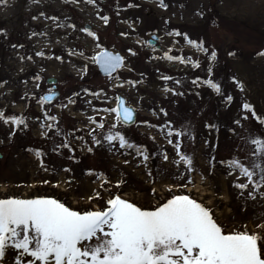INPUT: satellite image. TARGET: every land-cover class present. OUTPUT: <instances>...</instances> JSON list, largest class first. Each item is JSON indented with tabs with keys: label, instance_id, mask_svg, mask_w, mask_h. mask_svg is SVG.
Wrapping results in <instances>:
<instances>
[{
	"label": "rangeland",
	"instance_id": "374dc122",
	"mask_svg": "<svg viewBox=\"0 0 264 264\" xmlns=\"http://www.w3.org/2000/svg\"><path fill=\"white\" fill-rule=\"evenodd\" d=\"M129 3L138 7L128 8ZM165 3L166 10L159 6L158 0H96L94 5L86 0H39L38 3L0 0V30L7 31V37L0 35V82L7 81L0 87V111L6 115H24L29 123L27 130L18 131L10 138L15 126L0 121V198L46 196L57 198L75 210H92L103 208L109 192L145 208L173 194H183L210 209L226 232L242 230L243 225L259 231L258 225L264 224V199L259 193L255 200L250 199L247 191L240 195L233 184L246 182V178H238V171L229 176L228 162L239 159L248 165L253 150L249 136L264 137V126L250 113L247 120L241 119L240 125L234 123L245 114L242 104L251 103L252 95L258 97L264 111V56L257 55L264 52V0H165ZM99 15H108L110 22L105 26ZM33 16L39 18L34 20ZM51 16L58 17L64 27H57L56 22L46 18ZM69 24H75L76 29L68 27ZM84 27L99 36L103 48L125 56L126 65L114 74L115 80L102 76L89 59L99 49L93 38L80 31ZM173 30L202 43L208 49L207 55L189 45L184 36L166 34ZM150 33L159 39L153 42ZM12 44L24 47L12 48ZM129 48L138 55L130 56ZM70 50L83 52L84 56H70ZM38 51H43L44 57L37 56ZM213 51L217 53L215 62L210 60ZM232 52L235 55L230 56ZM165 53L198 61L201 66L195 68L192 63L159 59ZM21 56H31L32 60L22 61ZM56 56L63 57V61L55 59ZM85 65L87 73L83 74L81 69ZM210 65L211 78L221 84L223 95L207 85L192 84L197 77L209 78ZM238 68L245 70L249 87L237 74ZM37 74L42 78L39 82L34 79ZM165 75L173 79L165 81L162 79ZM233 78L244 85L243 92ZM49 79H55L56 83H49ZM128 80L140 83L133 87ZM176 80L180 83H175ZM117 83L123 87H116ZM165 87L184 95L166 93ZM85 88L104 89L107 97L93 98L83 91ZM50 90L58 91L59 97L42 108L37 101ZM76 92L80 95L73 97L75 104L60 107ZM227 95L234 97L230 104L225 103ZM117 96L124 97L129 106L137 109L136 123L121 127L131 142L148 150L151 158L147 167L140 164L142 158H134L132 150L120 149L118 145L109 148L106 143L103 147L92 145L88 133L95 125L88 118L114 121V114L93 109L114 107ZM45 109L58 117L61 134L55 128L42 127ZM145 121L156 127H148ZM169 121L175 129L190 127L194 133V140L182 138L181 149L194 157L195 171L191 173L185 171L183 164L178 168L172 162L179 157L168 144L167 129L160 131ZM209 123L217 128H206ZM45 132L47 136L43 135ZM69 132L74 133L69 137L74 150L72 160L68 159V149H59V155L53 151L62 143L63 134ZM172 139L175 142L176 138ZM88 146L94 147L93 153L86 151ZM30 148L44 151L47 171L39 166L34 152L27 150ZM165 152L168 161L162 159ZM63 168L71 171L65 172ZM89 170L92 175L88 174ZM149 171L152 176L148 175ZM99 173L104 174L108 183L98 178ZM168 188H172L171 193ZM97 192L103 198L91 200ZM12 260L10 251L5 264H12Z\"/></svg>",
	"mask_w": 264,
	"mask_h": 264
},
{
	"label": "snow or ice",
	"instance_id": "6c2138e0",
	"mask_svg": "<svg viewBox=\"0 0 264 264\" xmlns=\"http://www.w3.org/2000/svg\"><path fill=\"white\" fill-rule=\"evenodd\" d=\"M35 2L38 3L39 0H35ZM86 2L94 5L96 0H86ZM158 2L161 8L167 9L168 5L165 0H158ZM127 7L133 8L138 7V5L129 3ZM41 15L44 14L41 13ZM38 18L33 16L34 20ZM46 18L56 22L57 27H64L58 22V17ZM98 18L105 26L110 22L108 15H99ZM167 23L168 21H165V24ZM67 26L76 29L75 24ZM80 31L93 38L96 47L99 49L89 59L98 64L107 77L115 80L116 77L113 74L126 65L125 56L103 48L99 44V36L90 28L84 27ZM166 34L175 37L184 36L189 45L203 51L206 55L208 53V49L202 43L189 38L186 33L173 30ZM0 35L7 37V31L0 30ZM122 35L125 34L122 33ZM149 35H152V39H159L158 36L151 33ZM148 43L151 44V41ZM11 47L23 48L24 45L12 44ZM153 51H155L154 45ZM68 54L70 56H84L83 52L75 53L71 50ZM128 54L130 56L138 55L131 48L128 49ZM36 55L44 57L45 54L43 51H38ZM229 55L233 56L235 53L232 52ZM257 55L264 56V52ZM20 59L22 61L24 59L32 60V57L21 56ZM55 59L63 61L61 56H56ZM153 59L157 58L153 57ZM159 59L178 61L181 64L192 63L195 68L201 66L198 61H190L184 56H173L168 53ZM210 60L212 62L217 60L215 51L211 53ZM81 72L87 73L86 65L81 69ZM207 72L209 74L208 79L201 80L197 77L192 81V84L194 86L207 85L216 94L223 95L221 84L211 78L213 75L211 65ZM34 79L39 82L42 78L37 74ZM162 79L169 81L173 77L165 75L162 76ZM126 82L133 87L140 83L138 80ZM233 82L241 92L244 91V85L240 81L233 78ZM6 83L7 81L0 82V87ZM175 83L179 84L180 81L176 80ZM115 86L123 87V84L117 83ZM36 87L39 88V83L36 84ZM83 91L96 99L107 97V92L104 89L96 91L85 88ZM164 91L166 93L171 92L173 95H184L183 92L167 87L164 88ZM79 95L80 93L76 92L73 96H69L67 104H62L60 107L67 108L69 105L75 104L76 100L73 97H79ZM57 96L58 93L50 90V94L40 97L37 103L43 108ZM114 99L116 100L114 107L93 109L95 112L114 114V121L109 122L107 118H104L98 122L94 117L88 118L91 124L95 125L88 133L92 145L103 147L106 143L109 148L118 145L120 149L132 150L135 153L134 158H142L140 164L147 167L151 158L148 150L131 142L121 127L136 123L134 117L137 109L127 106L126 101L119 96ZM233 99V96L227 95L225 103L230 104ZM88 103L91 105L92 101L89 100ZM242 110L245 114L236 119L235 124L240 125L241 119L247 120V113H250L257 123L264 126V113L258 114L252 104L243 103ZM160 111L164 110L161 109ZM42 115L45 121L42 127L49 130L55 128L56 133L61 134V130L57 127L59 125L58 117L50 115L46 109ZM164 115L167 116L168 113L164 111ZM0 121L5 125L15 126L9 133L10 138H14L18 131L22 132L29 128L28 119L24 115H6L4 111H0ZM48 121L52 123H48ZM144 123L148 127H156L146 121ZM106 126L107 130L105 131ZM205 127L210 130L217 128L215 124L211 123L206 124ZM165 129H167L168 144L172 145L179 157L178 160L172 162L178 168L183 164L187 173L195 171L194 157L181 151L183 137L195 139L191 128L175 129L169 121L160 128V131L164 132ZM43 135L47 136V132ZM73 135L72 132L63 134L62 143L57 144L53 151L59 155V149H68L70 153L68 159H74V150L69 142V137ZM173 137L176 138L175 142ZM76 138L83 140V137ZM152 139L155 140V137ZM249 143L253 146L250 163L245 165L239 159H232L228 162L230 169L228 174L233 176L238 171V178H246V182L233 184L241 196L247 191L250 199L255 200L257 193L264 199V137L251 134ZM27 150L34 152L39 159V166L47 171L43 160L44 151L32 148ZM86 151L93 153L94 147L88 146ZM127 154H131V152ZM162 159L164 161L169 160L166 152L162 153ZM125 163H129V161H125ZM62 170L71 171L70 168H63ZM88 174L92 175L93 172L89 170ZM97 175L98 178H103L105 183H108L103 173ZM148 175L152 176V172L149 171ZM188 183H192L191 179L188 180ZM116 186L119 187V182ZM186 186L184 185V187ZM152 191L155 194V189ZM168 192L171 193L172 188H168ZM108 195L109 198L104 202L103 208L92 210H75L57 198L46 196L0 198V264H5L10 251L13 253L12 264H264V224L258 225L259 231H251L247 225H243L242 230L226 232L213 218L210 209L188 195L173 194L171 198L147 208L123 199L118 194L109 192ZM102 198L100 192L90 197L91 200Z\"/></svg>",
	"mask_w": 264,
	"mask_h": 264
},
{
	"label": "bare ground",
	"instance_id": "6f19581e",
	"mask_svg": "<svg viewBox=\"0 0 264 264\" xmlns=\"http://www.w3.org/2000/svg\"><path fill=\"white\" fill-rule=\"evenodd\" d=\"M237 74L239 75V77H242L244 79V84L246 85V87H249V83L247 81V74L245 72V70L238 68L236 69ZM257 95V94H256ZM258 97H256L255 95L251 96V103L257 110L258 114L264 113L260 103H258Z\"/></svg>",
	"mask_w": 264,
	"mask_h": 264
},
{
	"label": "water",
	"instance_id": "95a60500",
	"mask_svg": "<svg viewBox=\"0 0 264 264\" xmlns=\"http://www.w3.org/2000/svg\"><path fill=\"white\" fill-rule=\"evenodd\" d=\"M97 65H98V64H97ZM98 67H99V65H98ZM99 70H100V73H101L102 75L106 76L105 73L100 69V67H99ZM48 82H49V83H52V82H55V80H54V81L49 80ZM58 95H59V94H58ZM121 98H122V97H121ZM135 117H136V115H135ZM135 117H134V118H135Z\"/></svg>",
	"mask_w": 264,
	"mask_h": 264
}]
</instances>
